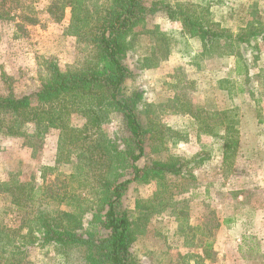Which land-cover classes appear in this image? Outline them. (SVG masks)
Wrapping results in <instances>:
<instances>
[{
	"label": "rangeland",
	"instance_id": "1",
	"mask_svg": "<svg viewBox=\"0 0 264 264\" xmlns=\"http://www.w3.org/2000/svg\"><path fill=\"white\" fill-rule=\"evenodd\" d=\"M85 1L92 12L100 3ZM65 2L17 0L0 17L1 94L35 90L47 62L96 66L86 35L68 31ZM153 2L160 10L133 29L126 58V87L141 92L138 115L147 131L138 164L182 167L178 176L129 187L123 205L142 206L131 252L145 264H264V0H146ZM9 5L0 0V11ZM185 17L211 40L191 35ZM112 117L102 128L108 137ZM35 131L32 124L23 128ZM58 143L54 129L36 150L22 137L1 138L0 182L12 177L40 192L54 179ZM8 205L1 192L0 218ZM14 217L11 226L19 223ZM23 263L85 264L84 251L34 242Z\"/></svg>",
	"mask_w": 264,
	"mask_h": 264
},
{
	"label": "trees",
	"instance_id": "2",
	"mask_svg": "<svg viewBox=\"0 0 264 264\" xmlns=\"http://www.w3.org/2000/svg\"><path fill=\"white\" fill-rule=\"evenodd\" d=\"M8 1L1 18L17 0ZM98 2L93 12L85 0H66L64 5L70 9L68 31L79 39L86 35L95 67L61 69L47 62L35 90L21 96L0 93V139L22 137L28 148L36 150L46 132H59L54 179L40 192L16 178L0 182V193H7L9 199L0 218V264H24L28 245L34 242L62 253L83 249L85 264H145L131 252L142 206L136 202L131 210L123 205V198L133 183L181 174L182 166L176 162L138 164L147 134L138 115L141 92L126 87L131 76L126 64L130 36L160 10L158 2L150 6L146 0ZM167 8L169 17H174ZM182 22L191 35L203 40L213 37L186 17ZM75 117L82 121L79 127L69 123ZM111 117L115 128L108 137L102 128ZM28 124L36 127L33 134L23 132ZM64 166L66 172L60 168ZM14 215L19 223L11 226L9 217Z\"/></svg>",
	"mask_w": 264,
	"mask_h": 264
}]
</instances>
